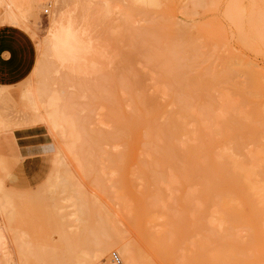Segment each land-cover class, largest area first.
Returning <instances> with one entry per match:
<instances>
[{
    "label": "rangeland",
    "instance_id": "rangeland-1",
    "mask_svg": "<svg viewBox=\"0 0 264 264\" xmlns=\"http://www.w3.org/2000/svg\"><path fill=\"white\" fill-rule=\"evenodd\" d=\"M55 1L8 0L18 16L11 15L4 2L0 5V26L15 27L21 34L15 46L19 62L11 71L8 82L0 85V148L4 141L8 142L10 136L13 137L14 134L19 137L21 143L19 148L15 145L13 147V143L10 142L11 149L0 151V219L2 221L6 219L13 237L20 238L19 243L25 240L31 263L56 264L58 261V264H77L87 261L84 264H116L112 261V254L117 253L122 264H127L125 257L119 251V245L124 243L132 247L136 264H264V228L255 225L246 228L241 225L232 228L234 231L229 228L227 234L222 227L218 229L219 216L222 214L219 212L220 203L217 202L220 197H209V202L217 203L213 206L210 202L211 209H209L208 196H195L194 192L200 191L201 187L198 188L192 178L194 160L189 150L191 147L174 142L169 146L171 144L168 145L166 140L160 142L153 132L154 127L149 126L151 123L148 124L159 117L158 122L154 124H162L161 113L170 112L175 108L173 104L175 97H186L189 100L188 104L192 102L193 106L187 103L186 105L196 114L193 127L202 126V130L208 135L216 136L220 131V118L217 117L218 120L216 116L224 115L234 108L236 110L239 108L238 110H243L245 113L247 111L253 113L258 107V114L262 117L259 118L260 122H264V92H262L264 91L262 89L264 88V0H240L241 2L236 0L237 3H243L245 8L255 12L254 15L258 18V24L254 22L255 20H251L257 30L253 29L257 34L256 38H260L259 40L255 38L256 41H253V44L256 42L254 44L256 48L245 45L244 33L249 32L246 30L248 27L244 23L245 19H240L241 23L236 24L230 17V8L233 5L230 2L235 0H174L167 3L170 7H166L165 13L152 10L147 13L148 15L139 10L130 11V5L126 0L123 2L120 0L121 3L114 0L120 3L119 10L122 14H119L120 18L116 22L105 26L104 31L99 34L101 37L97 35L89 38L90 42H86V45L80 48L72 46L71 40L63 39L59 41V46H54L51 45L50 38L54 36L52 20L57 10ZM62 1L63 12L81 4L74 0ZM124 14H128V20H125ZM155 19L159 21L156 24ZM160 22L163 28L159 25ZM122 25L125 28L129 25V28L125 30ZM157 25L163 29L160 33ZM238 25L243 26L239 34H237L239 30H235ZM145 31L149 35H146ZM143 35L150 36L151 40L159 36V40L156 37L150 41L153 43H149V37ZM161 36L167 41L163 42ZM171 36L172 39H177L171 41ZM131 40L136 44L138 42L139 46L132 47ZM148 44H151L152 48L155 45L156 47L148 48L146 46ZM169 44L172 47L168 46ZM164 45L167 47H162ZM157 46H161L162 49ZM169 47L174 48V51L177 47L178 53L175 51V54L172 50L173 60L176 57L177 65L187 68H183V73L180 72L185 79L191 73L198 75L197 77H205L206 74L209 77L211 71L212 75L216 71H220L221 73H217L222 75L223 71L231 72L227 76L228 80L227 77L222 79L220 84L222 88L220 87L215 93L216 96H213L216 97V102L213 100L215 103L212 105L208 103L203 108L204 103L201 104L203 102L201 98L204 96L200 93L190 96L191 98L183 94L178 96L176 93L179 89L178 84H173V79L166 78L171 76L168 68L171 66L173 54L169 51L171 55H168L169 53L165 51ZM162 51L167 58L161 54ZM235 57H238L237 60ZM155 58H158L157 61ZM168 58H171L170 61ZM66 60L71 63L67 64ZM65 61L66 65L63 66ZM70 64L73 65L72 67L76 65L79 70L75 73L70 72L71 70L66 68L70 67ZM243 67L246 70L250 67L256 69V76L254 74L253 78H259L260 84L257 87V92L260 89L256 95L258 98L247 100L249 105L244 96H241L240 90L248 89L252 77L250 71H246ZM233 69L235 70L232 71ZM205 70L207 73L204 72ZM161 78L163 81H160ZM167 82L170 84L166 85ZM174 85L178 87L175 88ZM238 86L241 88L239 89ZM168 87L171 89L168 90ZM237 89L239 94L236 93ZM223 94L226 96L224 97ZM52 97L61 99L58 106L60 105L62 113L74 123L73 137L67 132L54 129L48 121L47 114L50 112L48 102ZM143 98H146L145 101L149 99L148 102ZM138 99L143 100L145 105L139 103ZM152 99L157 102L155 106L151 105ZM238 100L242 103L244 101L243 104L247 107ZM213 105L216 108L220 106L217 110L212 108L217 114L210 109ZM229 105L231 109L227 107ZM238 105H242L243 109ZM46 106L49 111L46 110ZM205 107L207 109L209 107L208 110L211 112ZM143 108L146 111L149 109L150 114ZM200 108L203 111H200ZM150 110L152 112L156 110V113ZM209 113L214 115V119L211 115L208 116ZM198 117L201 119L199 120ZM206 126L208 128L212 126L213 129H207ZM145 130L148 132H144ZM260 130L261 136L264 135L261 127ZM148 134L155 138H151ZM141 138L143 141L148 140V144ZM105 140L107 143L104 142ZM260 140L264 143L263 137H260ZM72 142L75 143L72 145ZM190 144L193 146L194 143ZM186 148L189 153L184 151L187 150ZM194 206L196 209L193 208ZM215 208L219 209L218 212ZM247 208L250 207L245 205L242 208L244 215L252 218L251 210ZM194 210H197L195 211L197 217ZM73 212L79 215L77 216L79 221H75L74 218L70 220L66 216ZM212 212L215 217L218 216L215 220ZM3 213H6L4 218H2ZM24 234L25 239H21ZM113 240L116 242V247L111 248L106 259L99 262L92 261L96 246L111 243ZM208 244L209 246H206ZM28 249L31 250V254ZM227 254L230 256L228 257Z\"/></svg>",
    "mask_w": 264,
    "mask_h": 264
},
{
    "label": "bare ground",
    "instance_id": "bare-ground-1",
    "mask_svg": "<svg viewBox=\"0 0 264 264\" xmlns=\"http://www.w3.org/2000/svg\"><path fill=\"white\" fill-rule=\"evenodd\" d=\"M54 1V0H53ZM76 3H81V4H78L80 5L79 7H76L74 8L73 6L71 7L72 9L68 8L69 10H66V12H63V1L62 0H56L54 3H56V13L54 14V17H53V20H52V26H53V32H54V36L50 38V43L51 45H54V46H59V41L60 40H71V43L72 46H78L79 48L81 46H83L86 42H90V39L89 38H94V36H97L99 35L101 32L104 31L105 29V26L109 23H114L116 22L120 17L119 14H122L121 13V10H119V7H120V0H118L120 3H116L114 0H82L80 2V0H74ZM125 1V0H124ZM128 2L127 6H129V10L134 12V11H140L144 14H147V13H150L152 12V10H155V11H159L161 13H165L166 12V7L169 6L167 3H170L174 0H126ZM176 1V0H175ZM180 1V0H178ZM193 1V0H192ZM190 1V2H192ZM239 2H241L240 0H238ZM238 1L235 0V2H230V3H233V5L231 6L230 8V17L231 19L233 20L234 23L236 24H239L241 23V21H239L240 19H245V22L247 24V27L248 29L246 30H249V32H245L244 33V42L246 43L245 45H247L248 47H255L254 43L253 44V41L255 40L256 38V33H254V31L256 30V27H254V23H252L253 21L251 20H255L254 22H256V24H258V18L256 17L255 12L253 11H250L248 8H245L243 6V3L239 4L237 3ZM2 2H4L6 5L4 6H7V8L11 11V15L15 16V11L13 10L11 4L8 2V0H0V5L3 4ZM123 2V0H122ZM198 2V1H196ZM195 2V4H196ZM218 2V1H217ZM261 2V1H260ZM125 3V2H124ZM229 3V2H228ZM229 3V4H230ZM254 3V2H253ZM194 4V3H193ZM215 4V3H214ZM219 4V3H218ZM228 4V5H229ZM70 5V4H69ZM197 5V4H196ZM199 5V4H198ZM2 7V6H1ZM125 7V6H124ZM170 7V6H169ZM174 7V6H173ZM192 7H194L192 5ZM252 7V6H251ZM253 8V7H252ZM4 9V8H3ZM124 9V8H123ZM256 9V8H255ZM128 10V9H126ZM170 10V9H169ZM194 10V9H193ZM229 11V9H227ZM123 12V11H122ZM127 12V11H126ZM129 12V11H128ZM261 12V11H260ZM139 13V12H138ZM158 13V12H156ZM168 13V12H167ZM131 14V13H130ZM141 14V13H140ZM153 14V13H152ZM257 14L259 15V13L257 12ZM263 14V12H262ZM128 14H124V18L125 20H128L127 16ZM143 15V14H142ZM148 15V14H147ZM156 15V14H155ZM164 15V14H163ZM162 15V16H163ZM18 16V15H16ZM131 16V15H130ZM144 16V15H143ZM153 16V15H152ZM160 16V15H159ZM161 16V17H162ZM12 17V16H11ZM132 17V16H131ZM141 17V16H140ZM158 17V16H157ZM14 19V17H12ZM17 18V17H16ZM122 18V16H121ZM145 18V17H144ZM155 18V17H154ZM3 19V18H2ZM1 19V20H2ZM5 19V17H4ZM7 19V18H6ZM130 19V18H129ZM137 19V18H136ZM139 19V17H138ZM150 19V18H149ZM157 19V18H156ZM155 19V20H156ZM260 21H261V18H259ZM8 20H11V19H8ZM146 20V19H145ZM153 20V21H155ZM164 20V19H163ZM14 21V20H13ZM136 21V20H134ZM142 21V20H141ZM158 20H156L155 24L157 23ZM12 22V21H11ZM16 22V21H15ZM126 22V21H125ZM124 22V24H126ZM138 22V20H137ZM143 22V21H142ZM141 22V23H142ZM159 22V21H158ZM263 22V20H262ZM119 23H120V20H119ZM118 23V24H119ZM130 23V22H129ZM153 23V22H151ZM230 23V22H229ZM154 24V25H155ZM159 24V23H158ZM243 24V23H242ZM261 24V22H260ZM114 25V24H113ZM144 25V23L142 24V26ZM161 26V22L159 24ZM163 25V24H162ZM241 25V24H240ZM238 25V27H236L235 30H239L237 32V34H239L240 32V28L243 27V26H240ZM151 26V25H150ZM158 26V25H157ZM156 26V28H157ZM170 26V25H168ZM174 26V25H173ZM237 26V25H236ZM240 26V27H239ZM261 26V25H260ZM113 27V26H112ZM119 27V26H118ZM122 27H124L122 25ZM127 27L129 28V25H127ZM126 27V28H127ZM153 27V25H152ZM159 27V26H158ZM162 27V26H161ZM164 27V26H163ZM162 27V28H163ZM125 28V27H124ZM125 28V30H126ZM149 28V26H148ZM147 28V32H148V29ZM174 28V27H173ZM234 28V27H233ZM238 28V29H237ZM255 28V29H254ZM262 28H263V25H262ZM123 29V28H122ZM142 29V28H141ZM152 29V28H151ZM160 30H158V32L160 33L161 29L159 27ZM254 29V31H253ZM124 30V31H125ZM136 30V29H135ZM170 30H172V27L170 28ZM245 30V29H244ZM245 30V31H246ZM263 30V29H262ZM112 31V30H111ZM121 31V30H120ZM122 31V32H124ZM153 31V30H152ZM257 31V30H256ZM264 31V30H263ZM128 32V30H127ZM138 32V31H137ZM142 32V31H141ZM150 32V31H149ZM260 32V31H259ZM131 33V32H130ZM143 33V32H142ZM146 33V31H145ZM152 33V32H151ZM162 33V32H161ZM171 33V32H170ZM264 33V32H263ZM149 35V33H146V35ZM127 35V34H126ZM135 35V33H134ZM159 35V34H158ZM168 35V34H167ZM100 36V35H99ZM116 36V35H115ZM124 36V34H123ZM145 36V35H143ZM152 36V34H151ZM163 36V35H162ZM161 36L163 42L166 38L163 39V37ZM101 37V36H100ZM141 37V36H140ZM145 37H149L148 39H150V36H145ZM145 37H143V39L145 40ZM157 39L159 36H156ZM155 37V38H156ZM167 37V36H166ZM178 37V36H177ZM260 37V36H259ZM133 38V37H132ZM139 38V37H137ZM142 38V37H141ZM152 38V37H151ZM154 38V37H153ZM152 38V39H153ZM154 38V39H155ZM262 38V36H261ZM140 39V38H139ZM142 39V40H143ZM147 39V38H146ZM153 39V40H154ZM171 39H172V36H171ZM177 38L175 39H172L171 41H174L176 40ZM179 39V38H178ZM258 39V38H256ZM260 39V38H259ZM258 39V40H259ZM115 40V39H114ZM130 40V39H129ZM141 40V39H140ZM153 40H148L149 43H153V42H150V41H153ZM159 40V39H158ZM161 40V42H162ZM169 40V39H168ZM147 42V40H145ZM167 41V40H165ZM170 41V42H171ZM178 41V40H177ZM256 41V40H255ZM147 42V43H148ZM156 42V41H155ZM154 42V43H155ZM193 42V41H192ZM261 42V41H260ZM142 43V42H140ZM158 43V42H157ZM173 43V42H171ZM90 43H87V45H89ZM132 47H135L137 48L138 45V42L137 44L135 43L134 40H131V43ZM129 44V45H130ZM168 44V43H167ZM166 44V45H167ZM176 44V43H174ZM264 44V43H263ZM86 45V44H85ZM142 45V44H141ZM144 45V44H143ZM151 44H148L146 46L151 47L150 46ZM154 45V44H152ZM163 45V44H162ZM166 45L162 46V47H165ZM178 45V44H176ZM174 45V46H176ZM194 45V44H192ZM191 45V46H192ZM168 46H171V44H169ZM196 46V45H195ZM76 47V48H78ZM141 47V46H140ZM145 47V46H144ZM156 47V45H155ZM153 47V48H155ZM158 48H160L161 46H157ZM162 47L160 49H162ZM167 47V46H166ZM172 47V46H171ZM167 48L165 51L166 53L168 54L169 51L175 53L177 49H175L174 51V48ZM194 47V46H193ZM259 47V46H258ZM74 48V47H73ZM83 48V47H82ZM81 48V49H82ZM86 48V47H85ZM152 48V47H151ZM152 48V49H153ZM171 48V49H170ZM256 48V47H255ZM51 49V48H50ZM64 49V47L62 48ZM87 49V48H86ZM127 49V48H126ZM144 49V48H143ZM165 49V48H164ZM170 49V50H169ZM192 49V48H191ZM190 49V50H191ZM258 49V48H257ZM80 50V49H79ZM78 50V52H79ZM83 50V49H82ZM89 50V49H88ZM139 50V49H138ZM151 49H149L150 51ZM159 50V49H158ZM194 50V49H193ZM155 51V50H154ZM161 51V50H160ZM164 51V50H163ZM162 51V52H163ZM261 51V50H260ZM77 52V53H78ZM142 52V51H141ZM151 52V51H150ZM149 52V54H150ZM156 52V51H155ZM173 52L171 54H173ZM192 52V51H191ZM75 53V55L77 54ZM82 53V52H81ZM176 53H178V51H176ZM175 53V54H176ZM180 53V52H179ZM70 54V53H69ZM155 53H153L154 55ZM161 54H164V56L166 57L165 55V52L161 53ZM170 53L168 55H171ZM63 55V54H62ZM65 55V54H64ZM63 55V56H64ZM72 57H73V52H72ZM123 55V54H122ZM130 55V54H128ZM157 55H159L157 53ZM52 56V54H51ZM69 56V55H68ZM79 56V55H78ZM163 56V55H162ZM177 56V55H176ZM237 56V55H236ZM70 57V56H69ZM155 57V56H153ZM159 57V56H158ZM171 57V56H170ZM173 57H174V54L172 55V59L171 58H168L171 59V66L168 68V71H169V74L171 76L167 77L166 78H170V79H173L172 81H174L173 84H178V86L174 85L175 88H179L178 91L176 89V93H178V96L179 94H183L184 96L186 95L188 98L190 96L193 97V95L195 94H202V96H204V98L202 97V103L203 104V108H204V105L207 106L208 103H215L216 102V97L213 98V96L215 95L216 96V92L220 89V84L221 82L223 81L222 79L226 78L231 72L230 71H226V73H224L225 71H223V75L222 74H218V73H221L220 71H216V69L214 71L216 72H213L214 74L212 75V71L209 72L211 73L209 77H207L205 75V77H197L198 75L194 74L191 75L194 76L192 77L191 75H189L188 78L185 79V77H183V71L185 67H180L179 65H177V61L175 58L173 60ZM234 57V56H233ZM71 58V57H70ZM132 58V57H131ZM143 58V57H142ZM167 58V57H166ZM236 58V57H235ZM238 58V57H237ZM236 58V60H237ZM59 59V58H58ZM154 59V58H153ZM158 59V58H155V60ZM165 59V58H164ZM163 59V60H164ZM177 59H178V56H177ZM240 59H242L240 57ZM152 60V58H151ZM162 60V61H163ZM228 60V59H227ZM226 60V62H227ZM239 60V59H238ZM249 60V59H248ZM62 62V60H60ZM68 61L67 64L71 63L69 62V60H66ZM66 61H65V64L66 65ZM157 61V60H156ZM170 61V60H169ZM235 61V60H234ZM242 61V60H241ZM247 61V60H246ZM73 62V61H72ZM131 62V61H130ZM155 62V61H154ZM161 62V61H160ZM240 62V61H239ZM248 62V61H247ZM165 63V62H163ZM179 63V62H178ZM241 63V62H240ZM239 63V64H240ZM244 63V62H243ZM74 64V63H72ZM79 64V63H78ZM167 64V62H166ZM180 64V63H179ZM233 64V63H232ZM242 64V63H241ZM240 64V65H241ZM71 65V64H70ZM81 65V63H80ZM181 65V64H180ZM225 65V63H224ZM230 65V63L228 64ZM236 65V64H235ZM246 65V63H245ZM249 65V64H248ZM73 65H71L70 67H66L68 68L69 70H71L70 72L73 71V73L76 72V70H79V68L76 67V65H74L75 67H72ZM78 67H80L79 65H77ZM183 66V65H182ZM227 66V65H226ZM239 66V65H238ZM237 66V67H238ZM244 66V65H243ZM250 66V65H249ZM252 66V65H251ZM165 67H167V65H165ZM228 67V66H227ZM247 67V66H246ZM224 70H225V67L223 66ZM231 67H229L230 69ZM244 68V67H243ZM165 69V68H164ZM187 69V68H185ZM207 69V68H206ZM212 69V68H211ZM228 69V70H229ZM245 69V68H244ZM183 70V71H182ZM208 70V69H207ZM221 70V69H220ZM235 69H233L232 71H234ZM246 70V69H245ZM250 71V74H251V77L253 78L254 77V74L256 76V69L254 70L253 67H250L248 69ZM246 70V71H248ZM166 71V70H164ZM167 71V73H168ZM189 71V70H188ZM243 71V70H242ZM182 72V73H180ZM192 72V71H191ZM194 72V71H193ZM196 72V71H195ZM206 72V70L204 71ZM203 72V73H204ZM218 72V73H217ZM238 72V71H237ZM259 72V71H258ZM257 72V73H258ZM164 73V72H163ZM188 73V72H187ZM200 74V72H198ZM207 73V72H206ZM242 73V72H241ZM244 73V72H243ZM260 73H262L260 71ZM234 74V73H233ZM238 74V73H237ZM240 74V73H239ZM164 75H166L164 73ZM168 75V74H167ZM188 76V74H186V71H185V76ZM203 75V74H201ZM242 75V74H241ZM240 75V76H241ZM249 75V74H248ZM259 75V74H257ZM45 76V75H44ZM186 76V77H187ZM191 76V77H190ZM200 76V75H199ZM237 76V75H236ZM262 76V75H261ZM46 77V76H45ZM134 77V76H133ZM232 77V76H231ZM247 77V76H246ZM250 77V75H249ZM260 77V76H259ZM244 78V77H243ZM251 78V82H250V86H248V89H242L240 90V94H242L241 96H244V99H246L245 101L247 102V100L249 99H253L255 97H257L256 95L258 94L257 92V87H258V79L255 77L252 79ZM162 79V78H161ZM234 79V77H233ZM240 79V78H239ZM261 79V78H260ZM264 79V78H263ZM49 80V78L47 79ZM227 80H228V77H227ZM131 81V80H130ZM160 81H163L160 80ZM170 80H168L169 82ZM175 81H177L175 83ZM240 81V80H238ZM263 81V80H262ZM49 82V81H48ZM167 82L166 85H169ZM186 82V83H185ZM244 82V81H243ZM264 82V81H263ZM226 83V82H225ZM231 83V82H230ZM241 83V82H240ZM247 83V82H245ZM261 83V82H260ZM137 84V83H136ZM158 84V83H157ZM234 84V83H233ZM262 84V83H261ZM163 85V84H162ZM229 85V84H228ZM236 85H239V83H236ZM260 85V84H259ZM132 86V85H131ZM171 86H172V83H171ZM230 86V85H229ZM228 86V88H229ZM243 86V85H241ZM262 86V85H261ZM260 86V87H261ZM129 87V86H128ZM224 87V85H223ZM227 87V86H226ZM236 87V86H235ZM239 89L241 88L240 86H238ZM170 87H168V90H169ZM174 88V87H173ZM222 88V87H221ZM243 88V87H242ZM245 88V87H244ZM132 89V88H131ZM171 89V88H170ZM235 89V88H234ZM264 89V88H262ZM261 89V90H262ZM137 90V89H136ZM174 90V89H173ZM222 90V89H221ZM226 90V89H225ZM231 90V89H230ZM236 90V89H235ZM142 91V90H141ZM228 91V90H227ZM145 92V91H144ZM161 92V91H160ZM167 92V91H166ZM165 92V93H166ZM172 92V90L170 91ZM221 92V91H219ZM218 92V93H219ZM239 92V90L237 89L236 93ZM264 92V91H262ZM139 93V92H138ZM151 93V92H150ZM168 93V92H167ZM175 93V91H174ZM223 93V92H222ZM229 93V92H228ZM232 93V92H231ZM235 93V94H236ZM148 94V93H147ZM169 94V93H168ZM239 94V93H237ZM263 94V93H262ZM128 95V94H127ZM146 95V94H145ZM151 95V94H150ZM199 95V94H198ZM197 95V96H198ZM135 96V95H134ZM141 96V95H140ZM170 96V94H169ZM174 96V95H173ZM176 96V95H175ZM223 96L225 97L226 95L223 94ZM239 96V95H238ZM138 97V96H137ZM143 97V96H141ZM168 97V96H167ZM181 97V95H180ZM200 97V96H198ZM220 97V96H219ZM229 97V96H228ZM132 98V97H131ZM130 98V99H131ZM174 98V97H173ZM178 98V100L176 101V99ZM175 97V100H173V104L175 105V108H173L172 111L170 112H164V113H161L162 114V121H159V122H162V124H159V125H156L154 124L155 122L157 123L159 119L156 118L155 121L152 120L153 122H148L151 123V125L149 126H153L152 128L155 130H153V132L155 133L156 135V139L160 140L161 141H167L168 142V145L169 146H172V143H179L180 145L182 144L183 146L187 145L188 148L191 147V153L193 155V163H194V172H193V175L194 178L193 181H195V184L198 186V188H200L201 190L198 191V192H194L195 193V196L197 197H207L208 198V202L207 204H209V200L210 198L209 197H212L214 198L215 197H220L218 198V201L220 203L219 205V212H220V220H218L219 222V225H217V228H223L224 232L226 231V234H227V231L229 232V228L231 230H233L232 228L234 227H237V226H241V225H244L246 226V228L249 226L252 227L253 225H255V227L259 226L261 227L262 229L264 228V143L260 142L262 140H260V137H263V140H264V135L261 136V130H260V127L262 128L263 132H264V122L261 123L260 122V119L262 118L261 116H259V111H258V107L256 108L255 111L252 112H244L243 110H236L234 107H232L233 110H228L227 112L224 113V115L221 114V112L219 114L221 115H217V117L220 118V125H221V128H219V133L217 134L216 133V136H213V135H208L206 134L204 130H202V126L201 128L197 127V128H194L193 125H194V118H195V112H193L192 109L188 108V106L186 105L187 101L189 102V100L186 98V97H182V98H179V97ZM191 98V97H190ZM197 98V97H196ZM194 98V99H196ZM223 98V97H222ZM220 98V99H222ZM236 98V97H235ZM238 98V97H237ZM258 98V97H257ZM255 98V99H257ZM136 99V98H135ZM146 99V98H143V100ZM166 99V98H165ZM193 99V98H192ZM227 99V97H226ZM229 99V98H228ZM59 100H61L60 98L58 97H52V99H50V102H48V107H50V112L47 114L48 115V121L50 122L51 126L54 128V129H58V130H61L63 133L67 132L68 135L70 137H73V134H74V131H75V126H74V123L71 122V120L69 119V117L65 116L64 113H62V110L60 109V105L58 106V103L60 102ZM143 100H139V103H144ZM149 100V99H148ZM148 100H146L145 102H148ZM213 100H215V102H213ZM236 100V99H235ZM241 100V99H240ZM133 101V100H132ZM143 101V102H142ZM194 101V100H193ZM224 102H227L228 100H223ZM222 101V102H223ZM231 101V100H229ZM239 101V100H238ZM151 102V105L155 106V102L156 101H153L150 100ZM197 102H199V100H197ZM245 102V104H246ZM126 103V101H125ZM138 103V104H139ZM157 103V102H156ZM192 103V102H191ZM188 104V105H191ZM196 103V102H195ZM235 103V102H234ZM239 103H242L241 101H239ZM244 103V101H243ZM242 103V104H243ZM258 103V102H256ZM263 103V102H262ZM219 104V102H218ZM217 104V105H218ZM229 104V103H228ZM248 104V102H247ZM137 105V104H136ZM145 105V103H144ZM142 105V106H144ZM148 105V104H147ZM150 105V104H149ZM148 105V106H149ZM157 105V104H156ZM167 105V104H166ZM220 105V104H219ZM223 105V104H222ZM221 105V106H222ZM244 105V104H243ZM249 105V104H248ZM36 106V105H35ZM38 106V105H37ZM41 106V105H39ZM46 106V107H47ZM72 106V105H71ZM131 106V105H130ZM129 106V108H130ZM158 106V105H157ZM156 106V107H157ZM161 106V105H160ZM193 106V104L191 105ZM209 106V105H208ZM226 106V105H225ZM237 107V105H235ZM238 106H241L240 108L243 109V106L242 105H238ZM247 107V105H244V107ZM42 107V106H41ZM47 107V111H49ZM68 107V106H67ZM126 107V106H125ZM141 107V106H140ZM147 107V106H146ZM159 107V106H158ZM157 107V108H158ZM171 107V106H170ZM201 107V106H199ZM198 107V108H199ZM224 108V106H222ZM227 107H230L227 106ZM227 107L225 109H227ZM251 107H252V104H251ZM127 108V107H126ZM132 108V107H131ZM139 108V107H138ZM149 108V107H148ZM161 108V107H159ZM206 108V107H205ZM212 108H216L214 105L213 107H211L210 109ZM217 108H220L217 107ZM217 108L215 110H217ZM254 108V106H253ZM136 109V108H134ZM144 109V108H143ZM170 109V108H169ZM207 109V108H206ZM205 109V110H206ZM209 109V107H208ZM207 109V110H208ZM229 109V108H228ZM231 109V107H230ZM138 110V109H137ZM136 110V111H137ZM160 110V109H158ZM202 110V108H200V111ZM214 109H212L213 111ZM214 110V113L217 112ZM259 110L262 112L261 108H259ZM144 111H146L144 109ZM148 111V112H147ZM147 113H149V109H147ZM154 111V110H153ZM156 111V110H155ZM152 112V110H150V112L152 113H156V112ZM199 111V112H200ZM203 111V110H202ZM221 111V110H220ZM224 111V109H223ZM222 111V112H223ZM245 111H246V108H245ZM252 111V110H251ZM161 112V111H160ZM208 112H211L208 110ZM131 113V112H130ZM198 113V112H196ZM202 113V112H201ZM206 113V111H205ZM213 113V112H212ZM213 113V114H214ZM115 114V113H114ZM150 114V113H149ZM148 114V117H150ZM217 114V113H215ZM120 114H118L119 116ZM141 115V114H139ZM147 115V114H146ZM157 115V114H156ZM200 115V113H199ZM203 115V113H202ZM201 115V116H202ZM211 114L209 113L208 116H210ZM261 115V114H260ZM262 115H263V112H262ZM115 116V115H114ZM135 116V115H134ZM205 116H207L205 114ZM116 117V116H115ZM140 117V116H139ZM212 119H214V115H211ZM210 117V119H211ZM117 118V117H116ZM152 118V116H151ZM203 118V117H202ZM205 118V117H204ZM203 118V119H204ZM260 118V119H259ZM44 119V118H43ZM135 119V118H134ZM153 119V118H152ZM158 119V120H157ZM199 119V117H198ZM201 119V118H200ZM199 119V120H200ZM208 119V118H207ZM206 119V120H207ZM42 120V119H41ZM123 120V119H122ZM121 120V121H122ZM44 121V120H43ZM42 121V122H43ZM130 121V120H129ZM128 121V122H129ZM139 121V120H138ZM149 121V120H148ZM202 121V120H201ZM200 121V122H201ZM205 121V120H204ZM264 121V120H263ZM145 122V121H143ZM211 122V121H210ZM124 123V122H123ZM132 123V122H131ZM198 123V122H197ZM259 123H261V125H259ZM83 124V123H81ZM86 124V123H85ZM209 124V123H208ZM211 125L213 124L212 122L210 123ZM121 125V123H120ZM207 125V124H206ZM216 125H219V124H216ZM263 125V126H262ZM84 126V125H83ZM126 126V125H124ZM134 126V125H133ZM136 126V125H135ZM148 126V125H147ZM194 128H192V127ZM196 126V125H195ZM213 126V125H212ZM212 126H210L209 128L207 127V129H210L212 128ZM81 127V126H80ZM88 128H89V125H88ZM127 128V127H126ZM149 128V127H148ZM151 128V127H150ZM114 129V127H113ZM116 129V128H115ZM213 129V128H212ZM82 130V129H80ZM102 130V129H101ZM129 130V129H128ZM217 130V129H216ZM83 131V130H82ZM85 131V130H84ZM119 131V129H118ZM121 131V130H120ZM125 131V130H124ZM146 132V130L144 131ZM148 132V131H147ZM146 132V133H147ZM150 132V131H149ZM208 132V131H207ZM211 132H214V131H211ZM218 132V131H216ZM113 133V132H111ZM115 133V132H114ZM119 133V132H118ZM122 133V131H121ZM85 134V133H84ZM153 133H151L152 135ZM215 134V133H214ZM88 135V133L86 134ZM90 135V134H89ZM95 135V134H93ZM103 135V133L101 134ZM113 135V134H112ZM116 135V134H115ZM120 135V134H119ZM147 135V134H146ZM150 135V134H148ZM150 135V137H151ZM153 134V136H155ZM207 135H208V139H207ZM85 136V135H83ZM98 136V134H97ZM142 136V135H141ZM151 137V138H155V137ZM88 137V136H86ZM90 137V136H89ZM88 137V138H89ZM92 137V135H91ZM101 137V136H100ZM119 137V136H118ZM145 137V136H144ZM142 137V138H144ZM149 137V139H151ZM161 137L163 138L161 140ZM108 138V137H107ZM113 138V137H112ZM122 138V137H121ZM141 138V140L143 141V139ZM146 138V137H145ZM148 138V137H147ZM91 139V138H90ZM89 139V140H90ZM94 139H96L94 137ZM92 139V140H94ZM103 139V137H102ZM111 139V138H109ZM115 140V139H114ZM207 140V141H206ZM96 141V140H95ZM109 141V140H108ZM140 141L141 143L147 141L146 144H148V140H144L143 142ZM91 142V141H90ZM101 142V141H100ZM106 142V140L104 141ZM102 142V144L104 143ZM151 142V141H150ZM149 142V143H150ZM191 142H193V146L190 144ZM260 142V143H259ZM75 142H72L71 144L73 145ZM94 143V142H93ZM98 145H99V142H97ZM107 143V142H106ZM158 143V142H157ZM166 143V142H165ZM101 144V143H100ZM152 144V142H151ZM154 144V143H153ZM178 144V145H179ZM197 144V145H196ZM263 144V145H261ZM97 145V144H96ZM104 145V144H103ZM118 145V144H117ZM176 145V144H175ZM174 145V146H175ZM101 146V145H100ZM166 146H167V143H166ZM165 146V147H166ZM164 147V145H163ZM171 148V147H169ZM155 149V148H154ZM175 149V148H174ZM177 149V148H176ZM181 149V148H180ZM187 149V148H186ZM188 149L187 150H184V151H189ZM189 153V152H187ZM166 155V154H165ZM190 155V154H189ZM165 157V156H164ZM185 157V156H184ZM187 157V156H186ZM185 157V158H186ZM166 158V157H165ZM170 159V158H169ZM190 160V159H189ZM191 162V161H190ZM189 162V163H190ZM192 163V162H191ZM192 163V164H193ZM191 166V164H190ZM193 181H191V183H193ZM194 184V185H195ZM195 185V187H197ZM0 190H1V186H0ZM194 196V197H195ZM196 198V197H195ZM211 198V199H212ZM194 199V198H193ZM197 200V198H196ZM215 200V199H214ZM212 200V201H214ZM199 201V200H197ZM221 201V202H220ZM218 203V204H219ZM195 204V203H194ZM211 204L214 206L215 204L217 205L216 202L212 203ZM209 204V209H211L210 205ZM203 205V204H202ZM245 205H248L251 210V215H253L252 218H249L247 216L244 215V212L242 210V208L245 206ZM207 206V205H205ZM199 207V206H198ZM217 207V206H216ZM1 208V207H0ZM194 209L195 206L193 207ZM204 208V206H203ZM198 209V208H197ZM200 209V208H199ZM198 209V210H199ZM208 209V207H207ZM245 209V208H244ZM248 209V208H247ZM248 209V210H249ZM201 210V209H200ZM215 210H217L215 208ZM214 210V211H215ZM217 210V212H218ZM197 210H194V213L196 214V217H197ZM210 211V210H209ZM203 213V212H202ZM247 213V212H246ZM4 214L6 215V213H3V216L2 218H4ZM213 214V212H212ZM218 214V213H216ZM2 215V214H1ZM200 215V214H199ZM215 217V214H213ZM68 218H71L75 219V221H79V218L77 219V216H79L76 212H73V213H70L68 215ZM209 216V215H208ZM212 216V215H211ZM64 217V216H63ZM218 217V216H217ZM217 217H215L213 220H215ZM199 220L200 221V217L198 216ZM88 219V218H87ZM197 219V218H196ZM207 219V218H206ZM212 220V221H213ZM206 222V221H205ZM70 223V222H69ZM215 223V221L213 222ZM212 223V224H213ZM217 223V222H216ZM202 224V222H201ZM72 226V224H71ZM194 226V225H193ZM220 226V227H219ZM263 226V227H262ZM69 227V226H68ZM196 227V226H195ZM201 227V226H200ZM208 227V226H207ZM226 228V229H224ZM240 228V227H239ZM245 228V227H244ZM198 229V228H197ZM200 229V228H199ZM235 229V228H234ZM242 229H243V226H242ZM203 231V228L201 229ZM222 230V231H223ZM259 230V229H258ZM197 231V230H196ZM234 231V230H233ZM261 231V230H260ZM204 232V231H203ZM203 232L201 234H203ZM262 232V231H261ZM263 233V232H262ZM199 234V233H198ZM231 233H229L230 235ZM258 234V233H257ZM25 235V234H24ZM23 235V236H24ZM264 235V234H263ZM21 239H25L26 235ZM202 237V236H201ZM208 237V236H206ZM198 238V237H197ZM260 238V237H259ZM19 239L20 238H14L13 235H12V230L9 228L8 226V223L6 221V219H4V221H2L0 219V241H1V244H0V251H1V256H0V264H32L30 259H29V256L27 255V249H26V244L25 243V240H22V242L20 241L19 243ZM264 239V237H263ZM261 240V239H260ZM259 240V241H260ZM206 241V240H204ZM257 241V240H256ZM258 241V242H259ZM208 242V241H206ZM205 242V243H206ZM42 243V242H40ZM122 243V245L120 244L119 246V251L121 252V254L125 257L126 261H127V264H136L134 262V253H133V249L132 247L130 246V244H124ZM262 244V243H261ZM30 245V244H28ZM31 246V245H30ZM47 246V244H46ZM206 246H209L206 245ZM36 247V246H35ZM113 247H116V242L113 240V242H109V243H102V244H98V246H96L95 248V251L93 252V258H92V261H101V260H104L106 259V256L107 254L109 253V251L111 250V248ZM205 248V247H204ZM34 249V248H33ZM43 249V247H42ZM41 249V250H42ZM47 249V247H46ZM203 250V249H202ZM31 250L28 249V252H30ZM34 251V250H33ZM204 251V250H203ZM37 252V250H36ZM35 252V253H36ZM39 252V251H38ZM199 252V251H198ZM229 252V251H228ZM231 252V251H230ZM203 253V252H202ZM200 253V254H202ZM31 254V252H30ZM33 254V253H32ZM117 254V253H116ZM196 254V253H195ZM199 254V255H200ZM34 255V254H33ZM87 254L85 253V256ZM113 255V254H112ZM203 255V254H202ZM228 255V254H227ZM230 255H228L229 257ZM35 257V256H34ZM39 257V256H38ZM120 257V256H119ZM198 257V256H197ZM201 257V255H200ZM37 258V257H36ZM43 258V257H42ZM60 258V257H59ZM63 258V257H62ZM196 259V257H194ZM41 259V258H40ZM231 259H232V254H231ZM230 259V260H231ZM121 260V258H120ZM200 260V259H198ZM239 260V259H238ZM112 261L114 263H116L113 258H112ZM196 261V260H194ZM58 262V261H57ZM56 262V264H58ZM84 262H87V261H82V262H79L81 264H84ZM227 262V261H226ZM77 263V264H79ZM228 263V262H227ZM42 264V263H41ZM87 264V263H86ZM118 264V263H116ZM120 264V263H119ZM121 264H122V260H121Z\"/></svg>",
    "mask_w": 264,
    "mask_h": 264
},
{
    "label": "crops",
    "instance_id": "crops-1",
    "mask_svg": "<svg viewBox=\"0 0 264 264\" xmlns=\"http://www.w3.org/2000/svg\"><path fill=\"white\" fill-rule=\"evenodd\" d=\"M20 35L21 34L15 29V27L0 26V85L8 82L11 78V71L15 69L16 64L19 62L15 46ZM8 140V142L4 141L1 145V152L7 148L11 149L9 148L10 142L13 143V147L14 145L19 148L21 147L20 139L16 134H14L13 137L10 136Z\"/></svg>",
    "mask_w": 264,
    "mask_h": 264
},
{
    "label": "built area",
    "instance_id": "built-area-1",
    "mask_svg": "<svg viewBox=\"0 0 264 264\" xmlns=\"http://www.w3.org/2000/svg\"><path fill=\"white\" fill-rule=\"evenodd\" d=\"M46 13H48V11H46ZM0 244H1V241H0ZM0 256H1V251H0ZM112 258H113V260H114L116 263H118V264L120 263V264H121V260H120V257H119L118 254L113 253Z\"/></svg>",
    "mask_w": 264,
    "mask_h": 264
}]
</instances>
